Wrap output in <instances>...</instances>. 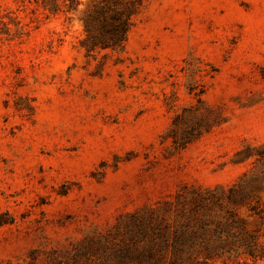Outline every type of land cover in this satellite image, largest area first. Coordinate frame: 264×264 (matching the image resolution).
Wrapping results in <instances>:
<instances>
[{"label": "rangeland", "instance_id": "374dc122", "mask_svg": "<svg viewBox=\"0 0 264 264\" xmlns=\"http://www.w3.org/2000/svg\"><path fill=\"white\" fill-rule=\"evenodd\" d=\"M100 1L0 0V264L230 187L264 248V0H140L121 49L89 46Z\"/></svg>", "mask_w": 264, "mask_h": 264}, {"label": "trees", "instance_id": "16d2710c", "mask_svg": "<svg viewBox=\"0 0 264 264\" xmlns=\"http://www.w3.org/2000/svg\"><path fill=\"white\" fill-rule=\"evenodd\" d=\"M139 1L96 4L83 22L89 46L121 49L132 9ZM241 195L234 187L178 195L173 215L168 209L154 210L118 223L114 233L78 250L71 264H215L217 259L238 261L241 255L264 258L259 236L245 228L233 206ZM249 209L264 216L257 206Z\"/></svg>", "mask_w": 264, "mask_h": 264}]
</instances>
